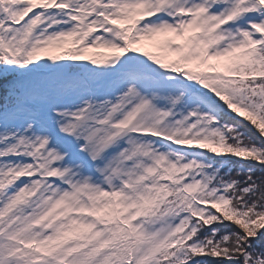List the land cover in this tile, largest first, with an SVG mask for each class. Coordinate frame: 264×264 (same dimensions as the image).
<instances>
[{
	"label": "snow or ice",
	"instance_id": "1",
	"mask_svg": "<svg viewBox=\"0 0 264 264\" xmlns=\"http://www.w3.org/2000/svg\"><path fill=\"white\" fill-rule=\"evenodd\" d=\"M0 264H264V0H0Z\"/></svg>",
	"mask_w": 264,
	"mask_h": 264
},
{
	"label": "trees",
	"instance_id": "2",
	"mask_svg": "<svg viewBox=\"0 0 264 264\" xmlns=\"http://www.w3.org/2000/svg\"><path fill=\"white\" fill-rule=\"evenodd\" d=\"M258 175H260V174L258 173Z\"/></svg>",
	"mask_w": 264,
	"mask_h": 264
}]
</instances>
